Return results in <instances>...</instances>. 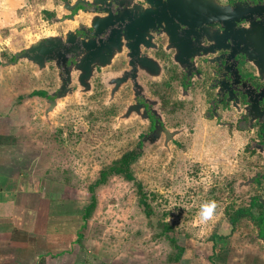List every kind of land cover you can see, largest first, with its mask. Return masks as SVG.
<instances>
[{
	"label": "flooded vegetation",
	"instance_id": "obj_1",
	"mask_svg": "<svg viewBox=\"0 0 264 264\" xmlns=\"http://www.w3.org/2000/svg\"><path fill=\"white\" fill-rule=\"evenodd\" d=\"M223 1L231 5L238 1L247 2L252 6L264 3V0ZM135 2L139 3L140 7H134L131 0H124V3L113 2L109 7L110 13L113 16L121 14L123 18L113 17V23L99 35L92 33L89 17L103 15L105 11L90 0L79 3L73 10L66 8V17L58 19L57 13L45 16L52 29L47 28L43 34H58L63 38L66 31L74 30L75 40L94 38L97 43L100 38L108 40L109 37L115 39L117 35L120 36L121 50L116 51L111 63L105 67H96L89 79V87L79 84L75 79L77 74H74L72 84H67L66 87L71 86L73 91L61 101L76 96L77 91L83 99L86 97L89 100L94 112L95 106L100 103L108 107V123L103 125L109 126L117 133L119 137L116 140L122 139L124 142V151L116 162L121 163L122 158L127 157L126 170L131 171L133 175L131 179L127 178L130 181L136 179L131 168L132 163L147 149L166 158L181 154L183 158L192 159V165H206L215 176L221 174L220 179H215L220 187L232 188L238 197H244L249 191V207L242 206L237 209L232 223L249 213L250 218L258 222L260 237L264 238V205L259 202L260 198H264V178H261V175H264V148L261 146L264 141L261 136L264 126L245 116L243 98L232 94L231 100L226 103L222 94H214L217 87L213 86L217 81H221V87H227L223 66L218 67V64L223 65L222 59L226 58L227 66L235 75L242 72V79L236 85L246 81L244 88L254 94L253 88L255 84L258 85V81L254 77L246 79L249 74L242 70L243 57L240 54L235 56V50L244 48L245 43L240 40L233 44L229 38H224L222 32L225 26L218 21L198 25L196 21L189 20L190 23H187L176 18L174 21H168L169 25L163 20L162 26L157 23V27H147L144 19L146 10L143 7L148 5L141 0ZM60 4L63 5L64 0ZM165 12H160L162 17L172 16L169 10ZM70 15H74L75 20L69 19ZM63 18L64 20H61ZM64 23L70 25L61 32L60 28ZM248 24L249 21L240 18L228 29L239 34L242 27ZM204 25L208 26L209 30H204ZM206 31L211 38H208ZM148 33L153 35L149 41ZM62 41L66 43L64 39ZM229 44H233L231 53L226 51ZM248 46L253 48L252 45ZM147 57L151 59L152 64L146 61ZM0 60L5 64L15 60V56L12 54L6 59L0 55ZM73 60L74 58L70 57L68 65ZM248 66L256 70L252 65ZM49 72H52L51 78L47 76L42 85H35L29 93L17 95L16 102L21 103L25 99L39 96L44 98L40 101L43 106L32 100L34 104L39 107L48 106L46 101L57 97L59 85L62 84L61 77H66L63 66L58 69L50 63L44 74ZM52 81L55 84L49 87ZM18 89H23V85ZM79 103L88 102L83 100ZM57 110L53 114L57 113ZM47 111L45 108V112L38 110L34 114L32 110H22L21 114L28 117H31V113L36 115L37 134L46 135L50 144L56 145L57 137L65 134L71 136V144L77 146L83 143V127L79 129L80 132L74 129L76 134H69L64 130L67 129L65 123L58 125L53 119V114L43 120ZM68 139L65 140L66 144H69ZM200 155L202 159L198 157ZM138 186L142 187V184L139 182ZM253 208L258 211H253Z\"/></svg>",
	"mask_w": 264,
	"mask_h": 264
},
{
	"label": "rangeland",
	"instance_id": "obj_2",
	"mask_svg": "<svg viewBox=\"0 0 264 264\" xmlns=\"http://www.w3.org/2000/svg\"><path fill=\"white\" fill-rule=\"evenodd\" d=\"M60 3L54 0L53 10L45 15L60 13ZM25 25L19 24L15 34L8 26L0 27L3 58H10L14 50L27 44L18 36ZM68 25L64 23L60 31ZM43 29L37 27L33 33ZM20 62L24 70L27 64ZM47 76L51 78L52 72L42 78L31 76L29 86L42 85ZM54 84L52 81L49 87ZM83 100L88 103L80 104ZM90 105L77 91L64 102L60 99L53 119L58 125L64 122L69 134L83 127V143L73 145L71 136L65 134L53 145L46 135L38 134L45 139L36 145L33 163L42 181L55 180L54 196L63 190V203L68 202L70 252L77 263L264 264V238L260 237L258 222L248 213L232 223L237 209L249 207V191L238 197L232 188H221L215 181L221 174L215 176L206 165H192V159L181 154L166 158L146 149L131 165L135 180L109 174L105 183L95 187L96 205L85 219L86 208L93 200L90 186L103 169L117 164L124 151L122 139L116 140L117 133L103 125L108 123V107L100 103L94 112ZM211 201L216 202L215 213L203 222L198 215L201 206ZM178 247L183 248L179 256Z\"/></svg>",
	"mask_w": 264,
	"mask_h": 264
},
{
	"label": "crops",
	"instance_id": "obj_3",
	"mask_svg": "<svg viewBox=\"0 0 264 264\" xmlns=\"http://www.w3.org/2000/svg\"><path fill=\"white\" fill-rule=\"evenodd\" d=\"M53 8L54 0H0V27L8 26L15 34L19 24L26 23L18 36L28 44L45 33L49 25L45 13ZM37 27L44 29L33 33ZM20 61L27 64L24 70ZM8 62L0 69V264H86L77 263L70 252L68 202L63 203V190L54 196L55 180L42 181L33 166L36 145L44 139L37 134L36 115L23 116L21 111L45 112L46 105H36L43 106L44 98L16 102L17 95L33 87L29 78H42L47 69L40 71L25 60L14 66Z\"/></svg>",
	"mask_w": 264,
	"mask_h": 264
},
{
	"label": "water",
	"instance_id": "obj_4",
	"mask_svg": "<svg viewBox=\"0 0 264 264\" xmlns=\"http://www.w3.org/2000/svg\"><path fill=\"white\" fill-rule=\"evenodd\" d=\"M88 1L89 0H64V4L60 6V13H57L58 19L66 17V12L64 11L66 8L68 10H73L79 3ZM90 1L105 11L103 15L98 14L89 17V26L92 28V33L94 35H99L110 23H113V17L116 19L123 18L121 14L113 16L112 13H110L109 7L113 2L124 3V0ZM131 1H133L134 7H140L139 3L135 2V0ZM141 1L148 5V7H143L146 10V17L144 19L147 22V27H157V23L158 26H162L163 20L168 24V21H174L176 18L187 23H190L189 20L196 21L198 25L218 21L225 26L222 32L224 38H229L233 44L240 40L245 43L244 48L242 47L241 49L235 50V56L240 54L243 57L242 70L249 74L246 79L248 80L254 77L258 81V85L255 84L253 88L254 94L244 88L246 81L243 84L236 85V83H239L242 79V72L235 75V72L227 66L228 62L226 58L222 59L223 65L218 64V67L223 66L225 71L223 77H225L227 87L222 88L221 81H217L213 85L215 88L217 87L214 94L216 96L222 94L226 103H229L232 94H236L237 97L243 98L245 116L249 117L251 121H258L264 126V3H257L252 6L244 1H238L231 5L223 0ZM165 10H169L172 16L162 17L160 12L166 13ZM254 14L256 16H254ZM240 18H245L249 21V24L242 27L241 32L237 34L228 28L234 25L236 20ZM69 19L75 20V16L70 15ZM61 20H64V18ZM126 27H128V24ZM203 27L204 30H209L208 26L204 25ZM206 32L208 38H211L208 31ZM75 33L74 30L66 31L63 38L58 34L38 35L35 39H32L28 45L13 51L12 54L15 56V60L7 63L8 65L14 66L19 60H25L40 71L47 69L50 63L55 65L58 69L63 66L66 77H61L62 84L59 85L60 90L57 93V97L54 100L48 99L46 101V103H48L46 107L48 110L47 114H45L46 117L56 112L60 106V99L72 93L73 88L71 86L68 88L66 87L67 84H72L74 74H77L76 79L79 84L89 87V79L92 77L96 67H105L109 65L116 51L121 50L119 35H117L115 39L111 37H109L108 40L100 38L99 43H97L94 38L89 40L78 39L77 41L75 40ZM112 35L114 34L112 33ZM148 36L149 41L153 35L152 33H148ZM63 39L66 43L62 41ZM233 44H229V48H226L228 53H231L230 49L233 48ZM247 44L252 45L253 48H250ZM128 46L131 45L128 44ZM70 57H73L74 60L68 65ZM146 61L152 64L151 59L149 60L148 57ZM248 65H252L256 70L250 69ZM6 66L7 65H4L2 60H0V69ZM261 136L264 138V131ZM261 146L264 148V141L261 143ZM261 178H264V175H261ZM259 202L264 205V198H260Z\"/></svg>",
	"mask_w": 264,
	"mask_h": 264
},
{
	"label": "trees",
	"instance_id": "obj_5",
	"mask_svg": "<svg viewBox=\"0 0 264 264\" xmlns=\"http://www.w3.org/2000/svg\"><path fill=\"white\" fill-rule=\"evenodd\" d=\"M127 157H123L122 158V162L121 163H117L116 165H113L107 169H103L100 173V177L94 182L93 185L90 186V190L92 191V201L91 203L87 206L86 211H85V219H87V217L91 214L92 209L95 207L96 205V195H95V187L97 185L103 184L105 183L107 176L109 174L115 173V174H122L124 177L126 178H132L133 175L131 173V171H127V167L128 165L125 164ZM140 191H141V196H143V190L142 187L139 186ZM143 200V199H142ZM183 248L182 247H178V256L181 254ZM177 256V257H178Z\"/></svg>",
	"mask_w": 264,
	"mask_h": 264
},
{
	"label": "clouds",
	"instance_id": "obj_6",
	"mask_svg": "<svg viewBox=\"0 0 264 264\" xmlns=\"http://www.w3.org/2000/svg\"><path fill=\"white\" fill-rule=\"evenodd\" d=\"M215 209H216V202L215 201L204 203L201 206V211L198 214L201 221L207 222V221L211 220L213 218L214 213H215Z\"/></svg>",
	"mask_w": 264,
	"mask_h": 264
}]
</instances>
